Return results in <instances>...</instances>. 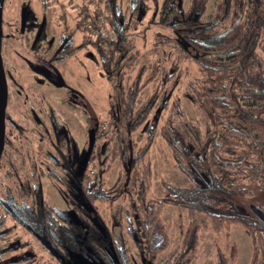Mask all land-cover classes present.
<instances>
[{"label":"trees","instance_id":"16d2710c","mask_svg":"<svg viewBox=\"0 0 264 264\" xmlns=\"http://www.w3.org/2000/svg\"><path fill=\"white\" fill-rule=\"evenodd\" d=\"M181 2L161 1L157 23L171 35H154L151 49L155 55L163 46H174L177 53L172 60L140 67L127 87L122 78L138 58L128 30L136 28L141 15L133 13L131 21L124 20L112 0H96L103 6L112 39L96 27H91L92 34L86 33L81 21L76 23L82 33L78 48L89 45L94 50L102 78L111 88L109 120L93 127L94 140L84 166L81 162L76 166L75 150L66 156L59 151L56 164L63 176L77 173L74 191L60 194L78 219L75 232L89 228L83 245L103 264H112V256L118 264H126V238L146 264H154L164 252L158 264H190L201 230L217 236L231 226L240 227L249 237V264H264V225L247 207L264 214V0H219L207 21L200 20L206 0H190L187 11L181 10ZM87 3L79 10L82 19L91 17ZM99 11L92 13L93 19ZM63 39L56 56L68 48V39ZM182 62L196 68L197 76L185 84L181 95L195 109L197 121H190L178 99L172 98L180 78L188 76L186 69H180ZM145 70L148 75L141 82ZM157 77L155 90L137 106L144 84ZM159 113L163 120L158 126ZM139 127L144 141L133 151L130 134ZM156 134L170 152L171 168L187 179L182 187L160 181V199L149 197L151 172L146 161ZM67 138L58 128V142ZM113 162L117 179L105 189L99 168ZM39 197L38 193L41 217H61ZM116 200L111 219L117 227L124 224L117 235L106 228L96 207L110 208ZM244 205L247 214L239 212ZM166 206L176 210L173 240L160 218ZM214 258V264H229L216 244Z\"/></svg>","mask_w":264,"mask_h":264},{"label":"rangeland","instance_id":"374dc122","mask_svg":"<svg viewBox=\"0 0 264 264\" xmlns=\"http://www.w3.org/2000/svg\"><path fill=\"white\" fill-rule=\"evenodd\" d=\"M0 0V57L6 83V107L5 113L17 125L5 126L7 133V143L3 148L4 157L0 158V197H9V186L5 183L6 173H18L26 176L31 171V166L38 171L40 176V187L45 203L52 209L68 212L70 206L60 195L63 192L68 195L74 191V180L77 173H70V176L63 175L59 167L52 164L47 153L53 151L52 137L50 134L47 112L50 108L56 115L57 121L65 128L69 135L67 138L73 145L77 153L75 164L83 159V151L86 148V134L89 129L101 122L108 121L109 97L111 88L104 81L96 62V54L89 45L78 48L81 43L82 33L76 30V23L81 21V27L90 32L91 27L99 29L102 35L108 39L113 35L110 31V24L106 18L102 4L98 5L96 0ZM116 6L118 14L124 20L131 21V7L138 8L137 2L134 6L131 0H112ZM162 0H140L137 26L134 30H128L129 39L138 52V58L133 67L126 72L122 78V85L127 87L138 69L149 62L172 60L177 53L174 46H163L152 54L153 36L158 34L163 37L171 35L169 29L157 23V10ZM219 0H206L204 11L200 17L201 21H207L212 17L215 5ZM90 10L87 19H82L79 10L83 5ZM190 0H182L181 10L187 11ZM99 9L100 16L93 19V12ZM92 24V25H91ZM91 33V32H90ZM92 34V33H91ZM60 37L68 39L66 52H61L60 56L52 55L57 51V42ZM62 41V40H60ZM59 41V42H60ZM54 51V52H53ZM42 58L52 63V68L57 76L58 84L51 86V81H44L28 68L27 64L34 65ZM57 60V61H56ZM25 61H27L25 63ZM41 68H46L41 66ZM49 69V68H48ZM180 69H186L188 76H182L177 84L172 98H177L179 106L184 110L186 117L190 121H197L198 115L189 103L181 95V90L185 84L197 76L196 68L193 64L182 62ZM51 70L49 69V72ZM52 73V72H51ZM148 71L143 72L141 82H144ZM53 82L56 76L53 74ZM158 77L151 82L144 84L138 94L136 105L142 103L156 88ZM76 93L73 97L72 105L67 95ZM78 98V100H77ZM74 100V101H73ZM76 100L78 102H76ZM74 102V103H73ZM34 111L38 117V126L27 119V109ZM264 119V114L262 115ZM163 116L159 113L156 118V125H160ZM42 126V127H41ZM47 131L48 135L44 133ZM144 141V134L139 127L130 134L132 150L135 151ZM75 145V146H74ZM85 153V152H84ZM146 161L150 166V188L149 197L160 199L162 192L159 182L164 181L176 187L187 184L185 176L171 168L172 161L169 150L161 142L156 134L151 147L146 154ZM12 164L13 168H10ZM14 171H13V170ZM101 172L100 180L105 189L111 187L118 175L116 162L106 168H99ZM51 172L55 182L47 176ZM60 189V191H58ZM118 200L113 202L110 208L105 205H96L97 212L106 228L117 235L124 227H117L111 219V210L117 205ZM252 205H248L249 208ZM242 214H247L246 206L239 209ZM161 220L168 225V237L174 238V223L176 210L172 206H166L161 214ZM127 252L125 255L126 264H146L143 256L137 255L138 251L132 241L126 238ZM217 245L228 258L229 264H249L251 258V243L248 235L238 226H231L227 231L213 236L209 231L201 230L196 249V256L190 264H214V245ZM172 245L169 247L170 251ZM165 255L161 253L155 257L154 264H158Z\"/></svg>","mask_w":264,"mask_h":264},{"label":"flooded vegetation","instance_id":"af4514ba","mask_svg":"<svg viewBox=\"0 0 264 264\" xmlns=\"http://www.w3.org/2000/svg\"><path fill=\"white\" fill-rule=\"evenodd\" d=\"M134 1L137 2L138 8L133 9L131 7L130 11L131 14L137 15L140 9V0H131L133 6ZM60 40L61 37L57 42V50L62 47V43L65 41V39ZM59 41L61 42L60 44ZM55 54L52 53V55ZM35 62L34 65L27 64L28 68L44 81H51V86H56L58 79L53 71L52 63L42 58L39 61L36 58ZM38 64L46 68H41ZM48 68L51 70L50 72ZM53 74L56 76L54 82ZM75 96L78 95L76 93H68L66 99L70 102H67V104L72 105L71 98ZM77 100L76 102H78ZM26 117L38 126V117L36 114L34 115L32 109H27ZM47 119L50 128L49 135L52 137L51 147L53 149L52 152L47 153V156L52 164L57 167L56 163L60 156L59 151L62 156H66L69 151H74V149L70 141L58 142V128H61L66 137H69V135L57 121L56 115L50 108L47 112ZM5 126L17 127L9 115L7 116V113L4 112L3 148L7 143V136H9V133L5 132ZM44 133L48 135L45 130ZM3 148L0 158L4 157ZM10 168H13L12 164ZM47 176L55 182L56 178L51 172L48 171ZM4 179L9 186L10 195L5 199L0 197V264H103L101 258L97 260L91 256L88 245H83L84 240L89 237V228L87 226L83 227V233L75 232L78 219L72 216L70 209L68 212L55 209L62 213L60 218L54 216L41 217V213L38 212L40 208L38 205V193L43 204L50 209L52 208L43 200L39 184L41 178L33 166H31V171L26 176H20L15 171V173H6ZM35 198H37V202ZM87 224L89 225V223Z\"/></svg>","mask_w":264,"mask_h":264},{"label":"water","instance_id":"95a60500","mask_svg":"<svg viewBox=\"0 0 264 264\" xmlns=\"http://www.w3.org/2000/svg\"><path fill=\"white\" fill-rule=\"evenodd\" d=\"M139 12L140 11H138V16H139ZM5 104H6V83H5V76H4L1 57H0V155L2 153L3 139H4ZM93 140H94V130L89 129L86 134V148H85V153L83 155V159L81 161V166H84V164L87 161L90 148L93 144ZM249 210L264 225V214L259 210H257L256 208H254L253 206H250ZM113 264H118L114 257H113Z\"/></svg>","mask_w":264,"mask_h":264}]
</instances>
